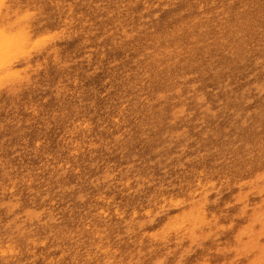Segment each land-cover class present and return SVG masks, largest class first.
<instances>
[{
  "label": "rangeland",
  "instance_id": "rangeland-1",
  "mask_svg": "<svg viewBox=\"0 0 264 264\" xmlns=\"http://www.w3.org/2000/svg\"><path fill=\"white\" fill-rule=\"evenodd\" d=\"M1 14L2 34L50 39L0 67V264H264V0Z\"/></svg>",
  "mask_w": 264,
  "mask_h": 264
},
{
  "label": "bare ground",
  "instance_id": "bare-ground-1",
  "mask_svg": "<svg viewBox=\"0 0 264 264\" xmlns=\"http://www.w3.org/2000/svg\"><path fill=\"white\" fill-rule=\"evenodd\" d=\"M4 4H7V3H4ZM9 4V3H8ZM2 5H3V0H0V16L1 15H4V14H1V8H2ZM18 7V6H17ZM7 10H8V7H5ZM3 9H4V7H3ZM5 9V10H6ZM21 9V8H20ZM6 10V11H7ZM13 11H14V9H12ZM11 10V11H12ZM6 11H3V12H6ZM15 11H17V10H15ZM9 12L10 11H7V13H6V18H7V15L9 14ZM18 12V11H17ZM13 13V12H12ZM11 13V14H12ZM20 13V12H19ZM33 12H31V14H32ZM66 13V12H65ZM15 14H17L16 12H15ZM256 14H257V12H256ZM46 15H48V14H46ZM21 16V15H20ZM22 17V18H21ZM21 17H16V18H21V19H24L23 21H25V18L26 17H29V14H28V12H27V14L25 13V15H23V16H21ZM50 19V18H49ZM3 20V19H2ZM13 20H17V19H13ZM13 20L12 21H10V22H13ZM51 20V19H50ZM66 20V19H65ZM64 20V21H65ZM4 21H6V20H3V26H4ZM7 21H8V19H7ZM19 21V20H18ZM17 21V22H18ZM21 21V20H20ZM19 21V22H20ZM22 23V22H21ZM234 23V22H233ZM232 23V24H233ZM9 24H11V23H9ZM14 24V23H13ZM13 24H11L12 25V28H13ZM231 24V23H230ZM15 25H16V23H15ZM20 25V24H19ZM5 26L7 27V24H5ZM4 26V27H5ZM2 27V26H1ZM0 27V28H1ZM5 27V28H6ZM11 27V26H10ZM19 27V26H18ZM21 27V26H20ZM5 28H2V30L3 29H5ZM11 28V29H12ZM8 30H9V28H7ZM24 29V28H23ZM63 29V28H62ZM219 29H221L220 27H219ZM218 29V30H219ZM1 30V29H0ZM1 30V31H2ZM262 30V29H261ZM4 31H6V30H4ZM75 31V30H74ZM13 32V31H12ZM2 33H4V32H2ZM1 32H0V67L1 66H3L4 65V63H8V62H10L11 61V58H14V57H12V56H14L15 54H17V55H20V54H18V53H22V52H24L22 49L23 48H25L24 46H28L27 44L29 43V39H30V36L28 35V31L27 30H24L23 32H15V36H12V35H10V33H11V30L8 32L9 34H7V35H5V34H2ZM12 34V33H11ZM13 34H14V32H13ZM40 34V33H39ZM49 35V34H48ZM44 36V35H43ZM211 37H212V35H211ZM38 38H40V36L38 37ZM33 39V38H32ZM37 39V38H36ZM50 39V36H48V37H42V39L40 38V39H38V40H36V41H31L30 42V44L32 45V46H36L37 45V43L39 44V42H44L45 40H49ZM150 41V40H149ZM255 42V41H254ZM257 42V41H256ZM252 44H253V42H251ZM260 43V42H259ZM258 43V44H259ZM30 45V46H31ZM30 46H28V47H30ZM38 47H39V45H37ZM37 46H36V48H37ZM40 46H42V45H40ZM35 48V47H34ZM26 49V48H25ZM28 49V48H27ZM27 49H26V51H27ZM241 49V48H240ZM244 51H247V50H244ZM243 51V52H244ZM28 53H29V51H28ZM27 53V54H28ZM30 54V53H29ZM245 54V53H244ZM247 54L248 53H246L245 55L247 56ZM232 55V54H231ZM249 55V54H248ZM21 56V55H20ZM231 57V56H230ZM44 59H42V61H43ZM37 62V61H36ZM36 62L34 63L35 64V67H36ZM37 64H38V62H37ZM6 65V64H5ZM146 66V65H145ZM6 67V66H5ZM33 67V66H32ZM34 67V68H35ZM38 67V66H37ZM3 68V67H2ZM24 68V67H23ZM28 68H29V66H28ZM33 68V69H34ZM25 69V68H24ZM4 70V69H3ZM8 70V69H7ZM10 70V69H9ZM12 70V69H11ZM17 70V69H16ZM19 70V69H18ZM28 70H30V69H28ZM20 71V70H19ZM19 71H17L18 72V75H20L19 74ZM24 71V70H23ZM31 71V70H30ZM235 71V70H234ZM224 72V71H223ZM6 74H8L7 72H5ZM3 71H2V74H4V76L6 75ZM21 73V72H20ZM24 73V72H23ZM148 73V72H147ZM9 75L10 76H12V73H10V71H9ZM9 75H7V76H9ZM21 75H25V74H21ZM6 76V77H7ZM18 77V76H17ZM22 77V76H21ZM24 77V76H23ZM133 77V76H132ZM140 77H142V76H140ZM15 79H17L16 77H14ZM13 78V79H14ZM19 78V77H18ZM0 79L2 80V77L0 76ZM4 79V78H3ZM20 79H24V78H20ZM19 79V80H20ZM151 79V78H150ZM7 80V79H6ZM21 80V81H22ZM139 80V79H138ZM17 81V80H16ZM6 82V81H5ZM18 82V81H17ZM138 82V81H137ZM0 83H1V81H0ZM7 83V82H6ZM5 83V84H6ZM16 83V82H15ZM14 83V84H15ZM19 83V82H18ZM7 84H9V83H7ZM11 84H13V83H11ZM17 84V83H16ZM10 85V84H9ZM163 85V84H162ZM131 86V85H130ZM217 87V86H216ZM31 89V88H30ZM131 90V89H130ZM174 90V89H173ZM132 91V90H131ZM141 91V90H140ZM140 91H138V92H140ZM219 91V90H218ZM230 91V90H229ZM229 91H227V92H229ZM157 92V91H156ZM174 92V91H173ZM172 92V93H173ZM239 92V91H238ZM137 93V92H136ZM245 94V93H244ZM253 94V93H252ZM255 94V93H254ZM168 95V94H167ZM250 96V95H249ZM243 97V96H242ZM133 99V98H132ZM245 98H243V100H244ZM187 100V99H186ZM224 100V99H223ZM180 104V103H179ZM242 104V103H241ZM134 105V104H133ZM261 105V104H260ZM77 107H79V105H77ZM241 107V106H240ZM171 108V107H170ZM169 108V109H170ZM258 108V107H257ZM150 109V108H149ZM169 109H168V112H169ZM222 109H223V107H222ZM249 109V108H248ZM261 109V108H260ZM160 110H161V108H160ZM159 110V111H160ZM174 110V109H173ZM170 111H172V109L170 110ZM135 112V111H134ZM156 112V111H155ZM219 112V111H218ZM227 112V111H226ZM150 113V112H149ZM148 113V114H149ZM167 113V112H166ZM174 113H178V112H174ZM156 114V113H155ZM232 114H235V112L234 113H232ZM242 114V113H241ZM169 115V114H168ZM211 115V114H210ZM157 116H159V115H157ZM152 117H154V114L152 115ZM238 118V117H237ZM242 118V117H241ZM250 118V117H249ZM115 119H117V118H114L113 119V121L115 120ZM155 119H156V117H155ZM157 120V119H156ZM238 120V119H237ZM253 120V119H252ZM78 121V120H77ZM76 121V122H77ZM162 121V120H161ZM240 121V120H239ZM245 121H246V119H245ZM244 121V122H245ZM72 122V121H71ZM74 122V121H73ZM80 122H81V120H80ZM87 122V121H86ZM127 122V121H126ZM156 122V121H155ZM154 122V123H155ZM170 122V121H169ZM234 122H237V121H234ZM233 122V123H234ZM250 122V121H249ZM158 122H156V124H157ZM171 123V122H170ZM169 123V124H170ZM262 123V122H261ZM80 124V123H79ZM143 124H144V122H143ZM143 124H141V125H143ZM149 124H150V122H149ZM152 124V123H151ZM237 124V123H236ZM253 125V124H252ZM228 126V125H227ZM238 126H240V124H238ZM80 127V126H79ZM83 127V126H82ZM86 127V126H85ZM234 127H237V126H234ZM245 127V126H244ZM247 127V126H246ZM255 127V126H254ZM75 128V127H74ZM132 128V127H131ZM142 128V127H141ZM226 128V127H225ZM231 128V127H230ZM150 129V128H149ZM164 129V128H163ZM171 129V128H170ZM218 129V128H217ZM235 129V128H234ZM233 129V130H234ZM236 129H239L238 127L236 128ZM235 129V130H236ZM241 129V128H240ZM144 130V129H143ZM156 130V129H155ZM125 131V130H124ZM151 131V130H150ZM170 131V130H169ZM168 131V132H169ZM255 131V130H254ZM138 132V131H137ZM142 132V131H141ZM163 132V131H162ZM219 132V131H218ZM154 133H156V132H154ZM144 134V133H143ZM150 134V133H149ZM169 134V133H168ZM147 135V134H146ZM132 136V135H131ZM172 136H174V135H172ZM130 137V136H129ZM133 137H131V139H132ZM145 138V137H144ZM123 139V138H122ZM178 139H180V138H178ZM264 139V138H263ZM121 140V139H120ZM154 140H156V139H154ZM163 140H166V139H163ZM212 140V139H211ZM211 140H209V141H211ZM241 140V139H240ZM127 141V140H126ZM132 141V140H131ZM130 141V142H131ZM135 141V140H134ZM153 141V140H152ZM160 141V140H159ZM162 141V140H161ZM171 141H173V140H171ZM198 141V140H197ZM213 141V140H212ZM211 141V142H212ZM166 142H167V140H166ZM174 142V141H173ZM126 143H129V141L128 142H126ZM125 143V144H126ZM149 143H151V142H149ZM165 143V142H164ZM168 143H169V141H168ZM197 143V142H196ZM74 144H75V141H74ZM95 144V143H94ZM133 144V143H132ZM144 144V143H143ZM155 144V143H154ZM160 144V143H159ZM156 145V144H155ZM164 145V144H163ZM126 146V145H125ZM146 146V145H145ZM149 146V145H148ZM147 146V147H148ZM152 146H153V144H152ZM159 146V145H158ZM174 146V145H173ZM90 147V146H89ZM128 147H129V144H128ZM135 147V149L137 148L136 146H134ZM163 147V146H162ZM172 147V146H171ZM188 147V146H187ZM113 148V147H112ZM133 148V147H132ZM170 148V147H169ZM206 149V148H205ZM74 150V149H73ZM171 150V149H170ZM201 150V149H200ZM199 150V151H200ZM258 150V149H257ZM256 150V151H257ZM131 151V150H130ZM172 151V150H171ZM108 152V151H107ZM126 152H128V150L126 151ZM160 152H163V151H160ZM132 153V152H131ZM149 153V152H148ZM166 153H167V151H166ZM123 154V153H122ZM130 154V153H129ZM146 154V153H145ZM163 154V153H162ZM162 154H161V156H162ZM152 155H153V153H152ZM151 155V156H152ZM157 155H158V153H157ZM125 156V155H124ZM129 157V156H128ZM154 157V156H153ZM130 158V157H129ZM147 158H145V160H146ZM151 159V158H150ZM137 160V159H136ZM152 160V159H151ZM162 160V159H161ZM160 160V161H161ZM131 161V160H130ZM230 161V160H229ZM147 162V161H146ZM175 163H176V161H175ZM192 163H193V161H192ZM167 165V164H166ZM141 166V165H140ZM145 166V165H144ZM220 166H223V165H220ZM264 167V166H263ZM262 167V168H263ZM264 169V168H263ZM259 171H261V170H259ZM259 171H258V173H259ZM263 171V170H262ZM261 171V172H262ZM130 172V171H129ZM161 174V173H160ZM135 175V174H134ZM125 178V177H124ZM253 178V177H252ZM145 179V178H144ZM11 182V181H10ZM20 182V181H19ZM260 182V181H259ZM123 183V182H122ZM145 183V182H144ZM258 183V182H257ZM123 184H125V182L123 183ZM205 184V183H204ZM260 184V183H259ZM122 185V184H121ZM163 185V184H162ZM247 185V184H246ZM11 186V185H10ZM203 186V185H202ZM210 186V185H209ZM204 187V186H203ZM199 188H201V187H199ZM11 189V188H10ZM141 189V188H140ZM247 189V188H246ZM86 190V189H85ZM121 190V189H120ZM199 190V189H198ZM189 191V190H188ZM193 191V190H192ZM196 191V190H195ZM194 191V192H195ZM243 191V190H242ZM83 192V191H82ZM128 192V191H127ZM138 193V192H137ZM242 193V192H241ZM253 193V192H252ZM186 194H187V192H186ZM190 194V193H189ZM200 194V193H199ZM193 195H195V196H197V194H196V192H195V194L193 193ZM188 196V195H187ZM186 196V197H187ZM171 197V196H170ZM163 198V197H162ZM174 198V197H173ZM172 198V199H173ZM194 198V197H193ZM97 199V198H96ZM160 199V198H159ZM166 199V198H165ZM176 199V198H175ZM234 199V198H233ZM232 199V200H233ZM98 200V199H97ZM176 200H178V199H176ZM105 201V200H104ZM164 201V200H163ZM162 201V202H163ZM183 201V200H182ZM161 202V203H162ZM164 203H166V202H164ZM170 203H172V205L173 204H177V202H170ZM180 203H181V201H180ZM159 204V203H158ZM169 204V203H168ZM167 204V205H168ZM166 205V204H165ZM191 205V204H190ZM240 205V204H239ZM158 206V205H157ZM160 206V205H159ZM185 206V205H184ZM183 206V207H184ZM187 206H189V205H187ZM162 207V206H161ZM180 208V207H179ZM178 208V209H179ZM100 210H102V209H100ZM146 210V211H145ZM145 210H143V211H145V212H147V209H145ZM170 210V209H169ZM184 210V209H183ZM114 212L113 213H115V210H113ZM178 211V210H177ZM181 211V210H180ZM101 212H103V211H101ZM144 212V213H145ZM248 212V211H247ZM98 213H100V212H98ZM149 213V212H148ZM174 213V212H173ZM251 213V212H250ZM249 213V214H250ZM146 215H147V213H145ZM144 214V215H145ZM248 214V213H247ZM120 215V214H119ZM122 215V214H121ZM145 215V216H146ZM173 215V214H172ZM232 215V214H231ZM230 215V216H231ZM100 216V215H99ZM130 216V215H129ZM211 216V215H210ZM215 216V215H214ZM117 217H118V215H117ZM167 217V216H166ZM168 217H170V216H168ZM167 217V218H168ZM181 217H182V220H184L185 221V219H186V212L185 211H183L182 213H181ZM247 217V216H246ZM206 219V212L204 211V210H198V211H196L191 217H189V221L188 220H186L185 222H183L182 223V225H180V229L181 228H187V227H194L195 226V224L196 223H199V222H202L203 220H205ZM171 220V219H170ZM212 221V220H211ZM210 221V222H211ZM163 222V221H162ZM248 222V221H247ZM169 223V222H168ZM244 223V222H243ZM167 224V223H166ZM217 224V223H216ZM248 224V223H247ZM160 225V224H159ZM218 225H220V222L218 223ZM239 226V225H238ZM162 227V226H161ZM211 227V226H210ZM224 227V226H223ZM264 227V226H263ZM95 228V227H94ZM103 228V227H102ZM159 228V227H158ZM173 228V227H172ZM197 228V227H196ZM212 228V227H211ZM252 228V227H251ZM164 229V228H163ZM201 229H203V228H201ZM205 229H207V228H205ZM264 229V228H263ZM153 230V229H152ZM170 230H172V231H178L179 232V230L178 229H176V227L175 228H173V229H170ZM183 230V229H182ZM181 230V231H182ZM252 230V229H251ZM153 232V231H152ZM149 233V232H148ZM151 233V232H150ZM157 233V232H156ZM169 233H170V231H169ZM172 233V232H171ZM186 233V232H185ZM197 233V232H196ZM99 234H101V233H99ZM98 234V235H99ZM154 234H155V232H154ZM175 234H176V232H175ZM183 234V233H182ZM195 234V233H194ZM194 234H191V235H193L194 237H195V235ZM209 234V233H208ZM96 236H98L97 235V232H96V234H95ZM140 235V234H139ZM142 235H143V232H142ZM142 235H141V237H142ZM156 235V234H155ZM162 235V234H161ZM167 235V234H166ZM180 235V234H179ZM179 235H178V237H179ZM184 235V234H183ZM146 236V235H145ZM175 237H176V235H174ZM184 236H186V235H184ZM190 236V235H189ZM165 237V236H164ZM182 237V236H181ZM192 237V236H191ZM76 238V237H75ZM140 239V238H139ZM147 240V239H146ZM153 240V239H152ZM151 240V241H152ZM157 240V239H156ZM160 240V239H159ZM262 240V239H261ZM214 242V241H213ZM39 243V242H38ZM7 244V243H6ZM7 245H9V244H7ZM174 245V244H173ZM6 246V245H5ZM10 246V245H9ZM95 246L97 247V245H94V248H95ZM230 246H231V243H230ZM229 246V247H230ZM239 246H240V244H239ZM107 247V246H106ZM108 248V247H107ZM138 248V247H137ZM157 248V247H156ZM106 249V248H105ZM112 250V249H111ZM16 251V250H15ZM98 251V250H97ZM101 251H105V250H101ZM108 251V250H107ZM114 251V250H113ZM8 252H11V253H14V251H13V248L10 246V247H6V250H3V251H0V253L1 254H8ZM98 252H100V249H99V251ZM98 252H97V254H98ZM112 252V251H111ZM115 252H116V250H115ZM35 253V252H34ZM109 253V252H108ZM238 254V253H237ZM231 257H232V255H231ZM248 259V258H247ZM152 260V259H151ZM154 260V259H153ZM204 261V260H203ZM203 261H201L200 262V264L203 262ZM48 262V261H47ZM199 262V261H198ZM243 262H245V261H243ZM211 263V262H210ZM202 264H208L206 261L204 262V263H202ZM217 264V263H216Z\"/></svg>",
  "mask_w": 264,
  "mask_h": 264
}]
</instances>
